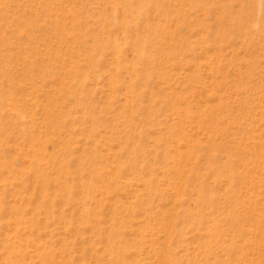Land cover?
I'll use <instances>...</instances> for the list:
<instances>
[{
	"label": "rangeland",
	"instance_id": "rangeland-1",
	"mask_svg": "<svg viewBox=\"0 0 264 264\" xmlns=\"http://www.w3.org/2000/svg\"><path fill=\"white\" fill-rule=\"evenodd\" d=\"M0 264H264V0H0Z\"/></svg>",
	"mask_w": 264,
	"mask_h": 264
}]
</instances>
